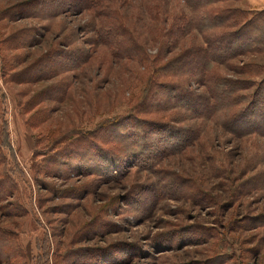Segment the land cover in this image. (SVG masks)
<instances>
[{
	"label": "rangeland",
	"instance_id": "rangeland-1",
	"mask_svg": "<svg viewBox=\"0 0 264 264\" xmlns=\"http://www.w3.org/2000/svg\"><path fill=\"white\" fill-rule=\"evenodd\" d=\"M226 9L264 0L202 13ZM189 16L182 0H0V182L14 178L0 192V264H264V134L225 125L264 79V53L215 64L205 81L188 65L179 74L211 34L233 30L200 35ZM226 82L242 91L224 99ZM168 86L233 105L209 120L148 108L138 117L179 135L154 132L147 153L129 155L112 124Z\"/></svg>",
	"mask_w": 264,
	"mask_h": 264
},
{
	"label": "trees",
	"instance_id": "trees-1",
	"mask_svg": "<svg viewBox=\"0 0 264 264\" xmlns=\"http://www.w3.org/2000/svg\"><path fill=\"white\" fill-rule=\"evenodd\" d=\"M182 1L190 14L188 23L192 25L198 34L202 35L206 32L213 33V31L217 29H225L227 27L232 28L233 30L223 34L214 33V36L211 34L212 38L205 41V47L198 50V56L194 59L196 62L192 60L189 63V61H183L184 59H181L178 62L175 70H177L179 74L186 73L187 69L184 70L183 67L185 68L188 65V68L190 67L192 71H195L203 77L207 70H210L215 64L226 65L245 54L264 53V10L249 13L241 11L240 9H226L214 16H211L209 14H203L202 11L212 5H216L221 2H228L230 0ZM179 29L177 31L182 37L176 38V40H183L185 37V31L183 28H181V30ZM201 79L202 81H205L204 77ZM203 84H205V82H203ZM256 84V90L250 95H245V99L243 98V95H240L237 100H233L237 106L243 104L237 113L230 115V117H227L225 120V125L229 129L235 131V133L241 135H249L252 133L264 134V79ZM225 85L226 94L223 97L224 99H229L228 97L235 94L234 92L236 90L242 91L241 88L236 89L234 87L235 83L226 82ZM164 88L167 90L163 89V92L159 94L167 93L165 100L155 95V92L149 91L148 95L145 96L141 104H139L138 109H134L132 113L129 112L128 115L115 121L118 123L112 124L118 126L114 129L117 137L120 139L122 138L126 141V143L129 142V146H132L131 148H128L131 150L129 155H142L147 153V150H149L153 144L154 139L151 143L150 140L152 139V133L154 132L159 134L158 139L160 138L161 142L164 140L165 136L170 137L171 135L177 137L179 135V130H176L173 126L165 123L163 124L157 120H147L138 117L139 114H142L148 108L157 110L156 108L160 109V106L163 104H165L164 107H185L195 112L198 117L209 120L212 119L219 111L221 105H225L224 109L233 105L232 102L228 104L221 103L220 100H216L208 95L194 94L191 90L180 86H168ZM242 88L243 90L246 89L244 87ZM247 89H249V87ZM161 96L164 97L163 95ZM4 122L6 123V121ZM245 124H249V126L245 127ZM6 126L7 125L3 127L5 131ZM8 138L9 136L7 134L3 140L4 148L12 160L13 168L18 169L19 172H21L19 177L23 178L24 172L22 173V170H20ZM70 141H72L71 137H67L66 139L60 141V146L63 145L61 150L63 151L65 157H67L68 160L71 159L70 163L73 161L71 164H75L74 162H77V160L71 155L72 152L70 148L73 147V142L70 143ZM89 146L90 145H87L88 148ZM93 151L95 150H91V153ZM98 152L101 154L102 158H108V155H105L102 150H98ZM80 156L81 158L83 157L82 155ZM51 158L54 159L56 157L53 156ZM88 158L92 159L93 157ZM52 162H54V164L57 163L56 160H53L49 162V164L53 165ZM59 164L62 165V163ZM66 164L69 163L65 162V165ZM86 169L92 171L91 166ZM16 173L17 171H15V175ZM12 179L14 178L11 175V177L7 176V179L4 180L6 183L3 181L0 182V192L6 194L8 185L12 183L14 184Z\"/></svg>",
	"mask_w": 264,
	"mask_h": 264
}]
</instances>
